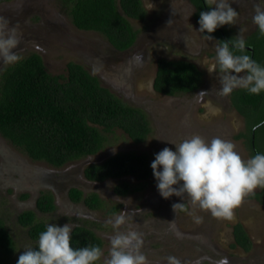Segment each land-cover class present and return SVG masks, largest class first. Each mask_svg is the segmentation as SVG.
I'll use <instances>...</instances> for the list:
<instances>
[{
    "label": "rangeland",
    "instance_id": "rangeland-1",
    "mask_svg": "<svg viewBox=\"0 0 264 264\" xmlns=\"http://www.w3.org/2000/svg\"><path fill=\"white\" fill-rule=\"evenodd\" d=\"M71 1L0 0V73L29 53L38 54L51 75L65 76L67 64H78L138 108L148 133L133 142L118 128L101 131L106 139L101 149L59 167L31 160L0 136V223L13 243L5 260L30 264L29 252L39 240L30 239L17 219L29 210L45 226L40 240L59 244L52 264H72L66 242L77 225L100 240L93 264H264V201L249 140L251 126L264 115V0H204L209 19L238 45L224 47L227 51L202 34L189 0H139L142 19L118 9L136 32L123 51L96 31L75 28ZM158 60L191 63L202 74L199 85L173 96L157 93L152 80ZM248 85L257 105L245 120L230 93ZM253 140L262 155L264 124ZM119 152L144 154L148 176L101 181L83 176L86 166ZM212 165L224 172L218 186L205 179ZM123 182L139 189L115 194V185ZM71 187L81 197L94 194L99 206L69 200ZM46 192L53 208L40 211L35 201ZM237 225L247 248L234 241Z\"/></svg>",
    "mask_w": 264,
    "mask_h": 264
},
{
    "label": "trees",
    "instance_id": "trees-1",
    "mask_svg": "<svg viewBox=\"0 0 264 264\" xmlns=\"http://www.w3.org/2000/svg\"><path fill=\"white\" fill-rule=\"evenodd\" d=\"M189 1L196 9L194 17L199 20L204 36H213L223 48L238 46L228 39L222 27L209 19L204 0ZM118 9L133 19L143 17L139 0H72L68 14L75 28L96 31L116 50L123 51L133 44L136 32ZM249 52L252 54V50ZM66 69L65 76L51 75L45 71L40 56L29 53L1 71V137L31 160L43 161L52 167L96 153L106 140L101 131L118 128L133 142L143 140L148 127L145 116L138 108L127 105L100 86L97 78L88 74L80 65L69 63ZM201 75L187 61L158 60L152 88L167 96L190 92L199 85ZM254 76L258 78L256 74ZM251 85L230 93L232 106L245 120L248 110L253 111L257 101L254 97L257 93ZM260 95L263 99V94ZM262 124L264 115L251 126L249 140L255 159L254 170L261 182V201H264V153L261 155L257 152L253 140L255 131ZM145 157L144 154L119 152L100 163L89 164L83 169V176L90 181L126 175L143 180L149 174ZM223 176L224 172L216 165L205 171V179L210 186L220 185ZM138 189V186L130 188L123 182L115 185L113 191L123 195ZM258 195L251 194L255 198ZM67 196L72 202L81 200L90 209L99 206V200L94 194L81 197V191L73 187L68 189ZM35 206L40 211L51 210V194H40ZM17 219L20 225L27 227L26 233L30 239L39 240L29 252V263L52 264L50 260L57 255L59 244L53 240H40L45 226L34 221L32 211L21 212ZM233 237L236 244L247 248L245 235L238 225L233 230ZM99 247L100 240L83 226H73L68 233L66 250L72 264H93ZM12 249V239L0 223V264H8L5 258Z\"/></svg>",
    "mask_w": 264,
    "mask_h": 264
},
{
    "label": "water",
    "instance_id": "water-1",
    "mask_svg": "<svg viewBox=\"0 0 264 264\" xmlns=\"http://www.w3.org/2000/svg\"><path fill=\"white\" fill-rule=\"evenodd\" d=\"M246 49H248L249 51H251L250 48H247V47H246Z\"/></svg>",
    "mask_w": 264,
    "mask_h": 264
}]
</instances>
